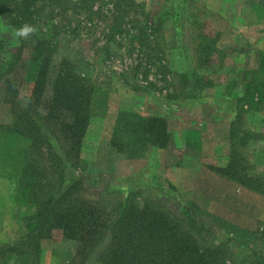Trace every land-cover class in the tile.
<instances>
[{
  "label": "rangeland",
  "instance_id": "rangeland-1",
  "mask_svg": "<svg viewBox=\"0 0 264 264\" xmlns=\"http://www.w3.org/2000/svg\"><path fill=\"white\" fill-rule=\"evenodd\" d=\"M113 2L99 0V17L92 22L83 13L72 23L82 19L77 32L60 35L58 55L90 61V70L106 91L80 156L68 159L66 183L81 178L78 194L107 207L112 216L127 193H134L136 202L153 200L173 211L196 203L215 216L207 213L204 218L224 242L223 264H260L259 258H264V0H135L144 10L138 15L143 21L153 14L163 18L156 27L159 49L145 48L139 55L138 42L131 39L135 33L131 23L125 24L124 32H109ZM19 29L0 12V60L16 59L20 48L23 67L33 44L22 42ZM147 51L149 55H143ZM183 71L196 76L185 82ZM253 83L257 92L248 95ZM29 89L27 83L21 86L22 104ZM9 107L0 91L3 122L11 120ZM121 110L163 116L173 132L171 143L150 147L143 158L113 151L109 140ZM192 130H200V136H193ZM235 146L239 168H245L246 182L251 175V184L213 168L227 165ZM60 175L50 171L57 181L54 189ZM258 176L263 177L261 183ZM17 191L16 181L0 176V231L6 239L0 244L23 232L21 216L26 207L21 206ZM223 221L225 226L230 221L244 229L239 230V238L228 240L230 231L223 228ZM108 237L109 233L95 248L81 252L55 231L43 240L44 264H104L99 250ZM12 263L10 251L0 252V264Z\"/></svg>",
  "mask_w": 264,
  "mask_h": 264
},
{
  "label": "trees",
  "instance_id": "trees-1",
  "mask_svg": "<svg viewBox=\"0 0 264 264\" xmlns=\"http://www.w3.org/2000/svg\"><path fill=\"white\" fill-rule=\"evenodd\" d=\"M98 1L0 0V12L8 15L15 27L29 25L35 29L21 37L23 43L33 44L29 60L21 63L23 67L19 66L20 48L16 59L0 60V91L11 113L9 122L0 120V176L17 182L19 202L26 207L21 216L23 232L16 239L1 243L0 252L10 251L16 264H40L43 240L55 231L81 252L95 248L109 233L99 250L104 264H223L224 242L218 240L213 225L205 221L204 216L211 213L198 204L173 211L153 200L136 202L135 194L127 193L119 200L118 213L112 216L107 207L78 194L81 178L66 183L68 159L80 156L86 131L106 91L90 70V61L58 55L60 35L63 31L77 32L82 19L72 23L83 13L89 14L87 20L92 22L95 16L99 17L102 8L96 7ZM109 4L114 18L109 32H124L125 24L131 23L135 30L131 39L138 42V47L133 46L138 55L145 48L159 49L156 30L162 17L153 14L143 21L138 15H144V10L135 0H114ZM143 55L148 56L149 52ZM182 74L185 82L196 76L195 72ZM195 82H199L198 78ZM26 83L30 89L22 104L19 96ZM260 85L257 88L262 91ZM255 92L253 83L248 95ZM191 132L200 136V130ZM172 139L173 132L163 116L121 110L109 146L129 158H143L150 147H167ZM192 146L198 148V143ZM232 151L227 165L213 168L223 176L246 182L245 168H239V149L235 146ZM50 171L61 173L56 189L57 181ZM248 176L251 184V175ZM256 178L262 182V176ZM47 186L53 187L50 192ZM228 222L227 226L224 221L221 223L230 231L228 240L239 238V230L244 229ZM246 242L249 245L250 240ZM259 263L264 264V258H259Z\"/></svg>",
  "mask_w": 264,
  "mask_h": 264
},
{
  "label": "clouds",
  "instance_id": "clouds-1",
  "mask_svg": "<svg viewBox=\"0 0 264 264\" xmlns=\"http://www.w3.org/2000/svg\"><path fill=\"white\" fill-rule=\"evenodd\" d=\"M35 31L34 27L25 25L21 29L18 30V34L21 36H27L29 33Z\"/></svg>",
  "mask_w": 264,
  "mask_h": 264
},
{
  "label": "crops",
  "instance_id": "crops-1",
  "mask_svg": "<svg viewBox=\"0 0 264 264\" xmlns=\"http://www.w3.org/2000/svg\"><path fill=\"white\" fill-rule=\"evenodd\" d=\"M182 169H185V168H182ZM13 236H14V235H13ZM0 240H1V241L6 240V239L4 238L3 233H2L1 231H0ZM43 257H44V250L42 251V256H41L40 264H44V259H43Z\"/></svg>",
  "mask_w": 264,
  "mask_h": 264
}]
</instances>
